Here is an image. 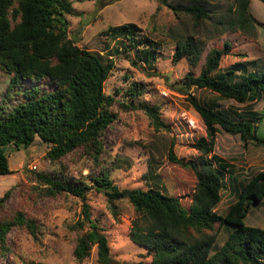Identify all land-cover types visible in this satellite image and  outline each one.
<instances>
[{
  "label": "trees",
  "instance_id": "obj_1",
  "mask_svg": "<svg viewBox=\"0 0 264 264\" xmlns=\"http://www.w3.org/2000/svg\"><path fill=\"white\" fill-rule=\"evenodd\" d=\"M235 3L236 20L232 23L240 28L251 26L249 0ZM71 4L72 0H0V71L7 75L0 96V175L10 172L4 148L26 147L34 139L46 147V158L57 165L69 154L98 164L103 153V132L116 119L110 109L114 98L103 91L113 56L131 55L133 63L141 62L148 68L154 62L157 43L138 39L130 23L108 26L105 34L113 43L105 58L76 46L66 34L65 15L73 12ZM166 6L175 13L187 14L195 25L209 15L203 0ZM199 53V45L187 35L175 40L171 58L175 62L183 57L193 68ZM234 54L224 41L220 48L212 47L206 52L197 74L188 71L180 80V89L185 91L204 128V136L193 143L198 152L194 159L176 158L170 147L167 151L171 162L188 167L194 174V189L187 207L156 187L118 188L107 170L90 176L93 189L102 192L111 212L121 199L133 207L138 217L131 222L128 238L149 255V264H264V228L243 223L250 208L263 199L264 168L235 182L231 178L233 165L212 152L218 128L238 135L242 146L253 143L264 148V138L256 137L251 128L257 112L249 105L264 92V67L249 68L247 65L254 66V62L248 61L219 70L221 58ZM190 89H206L217 98L244 104L245 110L242 114L231 110V115L216 106L214 100H199ZM143 90L141 83L132 81L124 96L133 102ZM121 105L127 106L125 102ZM137 106L155 130L168 129L160 119L157 105ZM32 173L39 182L40 197L68 193L82 202L83 218L77 226L86 224L87 229L75 239L73 259L83 260L95 245L97 264H111L107 238L90 218L84 202L90 186L62 173ZM225 175L231 179L234 198L221 216L215 207L225 187ZM8 193L5 190L0 196V208ZM223 224L229 228L221 245L215 247L216 229ZM13 227L25 228L32 238L36 235L35 221L22 211L0 218L2 252L7 250L6 235Z\"/></svg>",
  "mask_w": 264,
  "mask_h": 264
},
{
  "label": "rangeland",
  "instance_id": "obj_2",
  "mask_svg": "<svg viewBox=\"0 0 264 264\" xmlns=\"http://www.w3.org/2000/svg\"><path fill=\"white\" fill-rule=\"evenodd\" d=\"M185 4L190 0H72L71 14H66V34L73 43L83 49L96 52L103 58L108 54L113 39L105 34L108 26L133 24L138 39L157 43L151 68L141 62L133 63L131 55L113 56V66L103 83L104 93L113 96L110 109L116 119L102 135L103 153L98 164L86 158L69 154L60 165L48 160L46 147L38 139L26 146H6L9 173L0 175V196L9 190L0 218H9L19 210L36 223V235L32 238L25 228H11L6 235L7 250H0V264H97L96 248L92 245L89 255L81 261L73 259L71 250L77 235L87 229L77 226L83 218L82 202L73 195L61 193L54 197H40L39 182L32 172L62 173L71 180H81L90 186L85 191V203L89 216L107 238L111 264H149L150 257L142 247L128 238L131 222L138 215L126 199L115 202L109 210L102 192L92 187L90 176L107 170L112 183L118 188L156 187L163 193L175 196L182 206L190 204L194 189L193 172L183 165L171 162L167 157L169 147L173 155L182 160L194 159L197 151L193 143L204 136V128L197 113L186 99L180 85L184 74H197L206 52L220 48L224 41L236 54L225 55L219 62V70L237 67L253 61L254 66L264 67V0H249L247 11L251 26L240 28L236 20L235 0H203L208 18L197 25L183 12H173L167 3ZM231 24V25H230ZM190 35L200 47L197 64L191 68L181 57L172 61L175 40ZM142 84L143 92L133 101L124 96L130 82ZM7 75L0 71V96L5 88ZM201 100H214L222 111L240 112L244 104L230 99L217 98L206 89H190ZM260 99L249 102L257 112L251 121L255 136L264 138V92ZM125 102L127 106L121 105ZM138 103L155 104L160 119L168 129L155 130ZM212 152L233 165L231 178L241 181L264 168V148L253 143L242 146L238 135H231L220 128L215 135ZM59 166L61 168L59 169ZM227 175V174H226ZM221 198L215 207L223 215L233 200V186L226 177ZM236 187V186H235ZM243 223L264 228V196L250 208ZM228 225L216 229L214 246L224 240Z\"/></svg>",
  "mask_w": 264,
  "mask_h": 264
}]
</instances>
